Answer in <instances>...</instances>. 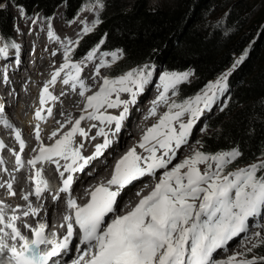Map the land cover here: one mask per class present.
<instances>
[{
  "label": "snow or ice",
  "instance_id": "obj_1",
  "mask_svg": "<svg viewBox=\"0 0 264 264\" xmlns=\"http://www.w3.org/2000/svg\"><path fill=\"white\" fill-rule=\"evenodd\" d=\"M106 5L107 0H92L91 7L86 6L85 10L95 13L106 8ZM4 7L6 5L0 4V8ZM20 12L22 17L27 16L22 6ZM39 19V14L29 18L31 24H36ZM81 23L83 27L77 39H69L65 45L62 66L52 74L49 84L43 87L42 105L48 99H57L49 91V85H54L65 70H68L63 78L65 85L71 83L73 88L78 86L82 90L81 95L88 90V85L80 79L84 64L73 62L71 54L85 36L95 31L102 19L96 16L91 22L84 20ZM47 34L50 39H59L50 20ZM106 38L107 34L85 56L88 62L99 59L95 67L96 75L102 68L111 67L122 59L123 49L101 51ZM9 47L18 49L20 46L11 41L0 47V54L7 56ZM244 59L245 55H242L235 60L230 69L208 83L202 92L180 101L171 99L169 93L177 95L178 86L189 82L193 71H164L160 74L161 91L151 102L149 111L151 116H157L161 105L166 110L159 115L158 122L147 129L138 145L116 162L111 178L89 189L90 199L81 206L71 196L75 177L83 174L117 142L124 122L131 117V109L152 83L155 68L144 64L130 68L117 77H105L98 91L85 96L84 114L75 121L68 120L66 123L71 125L70 128L63 131L54 143L45 146L41 141L38 154L27 161L35 168L34 175L30 176L35 187L34 193L24 195L26 201L31 195L41 197L49 189L42 175L43 169L35 167L38 162L50 161L58 170L62 169L59 171L63 178L59 192L68 194L66 204L69 210L64 217L67 222L66 234L62 238L55 232L48 235L45 225L32 227L25 224L24 227L32 233L30 240L17 227V221L21 219L17 214L18 209L9 217L0 202V253L7 252L13 264H57L54 258L69 249L74 226H77L82 233L81 243L87 247L73 264H264V257L247 256L254 248L264 244L259 232L253 233L259 242L246 248L244 253H235L223 261L214 259V254L225 250L232 240L248 231L253 218H264V159L244 168L226 171L243 155L234 146L214 153L198 149L173 164L180 149L187 146L197 123L216 105L218 96L228 91V78ZM8 80L6 67L4 82ZM122 93H127L129 99H121ZM225 107L226 104L220 110L223 111ZM108 109L121 111L119 115H113ZM3 111L4 106L0 105V113ZM42 111L52 115L51 107L46 110L42 108L35 113L38 119H44ZM185 116L188 117L186 122L183 119ZM86 119L99 121L103 125L96 133V136L103 137V142L95 144L93 153L87 156L82 151L85 141H94L96 136H90L89 131L81 127V122ZM64 127L61 124L52 136L57 137ZM15 136L22 153L25 141L19 130H16ZM77 136L81 137L79 143L75 139ZM36 139L40 140L39 125L36 126ZM4 147L3 141H0V149ZM137 147L143 149L144 153H138ZM20 153L16 154V163L22 168L25 162ZM169 165L172 167L169 168ZM201 165L204 166L203 171ZM158 172L160 178L153 190L142 196L131 211L117 215L118 199L124 190L145 177L155 178ZM12 187L13 184L8 182L7 188L11 190ZM142 191L137 190L135 194L139 196ZM10 194L14 196L15 192L11 191ZM54 198L59 199V194ZM30 214H39L31 203L22 216ZM9 241L12 243L9 244ZM42 246L47 250H42Z\"/></svg>",
  "mask_w": 264,
  "mask_h": 264
},
{
  "label": "trees",
  "instance_id": "obj_2",
  "mask_svg": "<svg viewBox=\"0 0 264 264\" xmlns=\"http://www.w3.org/2000/svg\"><path fill=\"white\" fill-rule=\"evenodd\" d=\"M0 4L6 5L0 8V33L9 43L17 33L20 19L14 10L21 13L20 6L27 21L35 14L52 21L61 9L62 18L72 22L92 0ZM96 16L102 23L81 40L73 60L107 34L101 51L123 49L122 59L109 67L112 76L144 64L192 70L195 79L178 86L176 101L197 94L245 55L229 77L227 107L209 119L210 132L200 138L199 149L214 153L238 147L243 155L226 171L264 159V0H107ZM257 251L264 257V245Z\"/></svg>",
  "mask_w": 264,
  "mask_h": 264
},
{
  "label": "bare ground",
  "instance_id": "obj_3",
  "mask_svg": "<svg viewBox=\"0 0 264 264\" xmlns=\"http://www.w3.org/2000/svg\"><path fill=\"white\" fill-rule=\"evenodd\" d=\"M82 13V12H81ZM78 18V17H77ZM71 24L70 28H66L65 30L61 29V26H55L54 31L58 35L59 39H50L45 32H37L34 29L31 30L28 34L24 32L22 34V42L23 45L18 49V52H15V54L22 52V54L25 53L26 47L31 44V42H36L32 49L34 56L32 58L34 59L31 66L26 65V71H23V62H19L18 64H14L13 61L15 60L12 58L13 56L9 57H2L0 58V104L4 105V113L1 114L0 117V139L3 141V144L6 146H14V144L18 141L16 139L15 133L12 135L10 131L16 132V130H19L21 132V138L25 141V148H24V154H31L32 149L37 147L40 144L41 137L42 139L50 145L55 138H59V135L62 134L63 131H67L68 128H70L71 125H68L66 122L68 120L75 121L80 117V115L84 114V111L82 112V108L86 105L85 96L92 95L96 91L99 90V87L103 83V79L105 78L101 73H107L105 71V68H102L100 70L99 75L95 74V67L99 64L98 59L88 62V61H78L82 62L84 64V70L80 73V79L83 80L86 85H88V90L84 93V95H81V89L77 86L76 88H73L71 83L68 85H65L63 83V78L66 77V73L68 70H65L64 73L61 74V78L57 79V82L54 85H49V91L52 92V94L57 98L56 100L48 99L44 105L41 104V94L43 87L46 84H49V81L51 80L52 74L59 69L63 62H64V56L62 54L65 45L69 39H72L74 37V33L79 31L81 29V25L78 23L80 19H77ZM42 36L46 38L47 40L43 41ZM29 50V51H30ZM31 51V52H32ZM40 52H43V55L40 54ZM31 54V53H30ZM42 57V59H39L38 57ZM22 57V56H21ZM24 57H26L24 55ZM8 58V59H7ZM17 58V57H16ZM73 59V56L71 57ZM30 59H28L29 63ZM7 64V70H8V76L9 80L7 83L4 82V71L5 69L2 67L4 63ZM74 71V70H73ZM32 72L34 74H32ZM157 78V77H156ZM156 82L152 84L150 93H156L161 91V86L159 83L158 78L155 79ZM13 89V91L10 93L9 91ZM194 97V96H193ZM10 98V100L8 99ZM115 98V97H113ZM121 99H129V95L127 93L121 94ZM156 98V96H153L152 99L148 101L146 104V109H144L143 112H141V120L138 123V120L134 123L133 134H129L128 128H125L126 126L132 125V122L134 120L133 114H136L139 105L133 107L131 109V116L132 119L129 120L128 123L123 124V127L125 130L122 129V131L117 136V142L112 146L111 149H108L106 151L107 156H103L106 160L104 163L102 162L100 158L93 162V164L88 167L90 171L94 174L93 176H88L87 174H77L75 177L76 182L73 184L72 193L73 197L80 201V199L84 198L80 196L81 191H85L86 195H89V189L93 188L94 186L98 185L101 182H107L105 180L106 178H109L110 176V170L114 169V165L116 162L132 147H135L138 145V143L141 140V137L143 134L147 131L149 127L156 124L157 116H151L150 115V108L152 107L151 102ZM9 101V102H8ZM146 101V99L144 100ZM16 104V105H15ZM163 106V105H161ZM161 106L158 108V110L161 109ZM51 107L52 108V115L49 116L46 111H42V115L44 116V119H38L35 115L37 110L40 109H47ZM145 108V107H144ZM11 112V114H14L12 116L20 118L19 121L23 122V127H20V125L15 126L12 121H6L4 116L5 112ZM121 109H110V114H116L119 115ZM10 114V115H11ZM3 120H2V119ZM131 118V117H130ZM15 119V118H14ZM48 119V120H47ZM47 120V121H46ZM88 122H91L88 124ZM63 124L65 127L61 129V132L58 133L57 137H53L52 133L56 132L58 128H60V125ZM95 124L96 127L93 128L92 125ZM128 124V125H127ZM32 125V127H31ZM39 125L40 128V140L36 139V126ZM101 123L96 120H84L81 122V127L85 128L86 131H89L90 136H96V133L100 127H102ZM15 127V128H14ZM112 127H114L112 125ZM131 130V129H130ZM136 134V135H135ZM76 142L79 143L81 140V137L77 136ZM103 137L96 136V139L85 141V146L83 148V154L84 155H91L94 151V145L97 143H102ZM17 148V147H16ZM15 148V149H16ZM186 149V150H184ZM0 150H5L0 149ZM137 152L140 154L144 153L143 149H140L137 147ZM194 152V149L192 148V145L189 142L187 146H184L180 149V151L177 153V159L173 161V164L180 162L184 158L192 155ZM159 154V153H158ZM97 162V163H96ZM39 165L44 169L47 168L48 171H55L56 167L54 164H52L50 161L45 162H38ZM107 166L106 170H104V166ZM54 166V167H53ZM172 165H169V168H171ZM92 178V179H91ZM111 178V176H110ZM109 178V179H110ZM160 178V172L157 173L155 178L152 177H145L144 179L137 181L134 183V186L137 187L138 190L142 189L141 195H136L135 193L137 191H133L130 189L129 198L125 205L120 210L119 214H125L128 211H131L132 208L139 202V200L142 198V196L148 195L154 188L155 184L158 182ZM25 179V175L21 177L20 181V187H22V181ZM86 182V183H84ZM1 183V179H0ZM81 183V184H80ZM80 184V190L79 192H75L74 188L78 187ZM91 185V186H90ZM147 185V187H145ZM90 186V187H89ZM75 188V189H76ZM128 188H131L129 186ZM4 192V188H0V193ZM28 193H30V190H28ZM62 196L64 193H62ZM80 194V195H79ZM87 197V196H86ZM49 198V199H47ZM16 204L9 205L7 203H3V206L5 207V211L7 212L8 216L10 213H12L14 210L19 211V213L22 215V212L27 210V205L31 203L32 207L35 206V203L37 202L34 197L29 198L28 201L24 199H15ZM46 199V201H45ZM67 201V200H66ZM64 203V202H63ZM40 206H45L46 209L49 208L50 205V196L48 194H45L43 197L39 199ZM121 202H119L118 199V205L120 206ZM59 213L57 217L51 216L52 214L44 213L42 210H40V213L44 217V219H50L51 221H57L60 222L63 220V218L66 216L65 214L66 210V202L64 204H57ZM54 212V211H53ZM261 216L258 218H253V226L248 227V231L245 233H242L240 236L232 240L227 248L225 250L219 251L217 254V260L223 261L226 260L231 255V250L235 249H243L246 245L250 244L251 237H253V233H257L258 229L264 230V222L260 219ZM28 222L32 221V218H29V216L24 217ZM251 220V221H252ZM260 230V231H261ZM237 252V251H236ZM235 252V253H236ZM219 254L223 255L222 259H219ZM219 256V257H218Z\"/></svg>",
  "mask_w": 264,
  "mask_h": 264
},
{
  "label": "rangeland",
  "instance_id": "obj_4",
  "mask_svg": "<svg viewBox=\"0 0 264 264\" xmlns=\"http://www.w3.org/2000/svg\"><path fill=\"white\" fill-rule=\"evenodd\" d=\"M87 7H91V6H87ZM82 12V13H81ZM81 12H79V14L76 16V18L77 19H80L79 20V24L81 25V29H82V27H83V25H82V21H84V20H87L88 22H91L93 19H94V17L96 16V13L97 12H92V11H86L85 10V7L81 10ZM14 14H15V16H17V17H19V19H20V21L16 24V35H15V39H14V41L17 43V44H19V46L21 47L22 45H23V42H22V38H21V36H22V34H24V32L26 33V34H28L31 30H35V31H37V32H45L46 34L48 33V27H49V22H46V21H44L43 19H39V21L36 23V24H31L30 23V21H27L26 19H24V18H22V16H21V13H19V11H17V10H14ZM62 11H61V9L59 10V14H57V16H56V18H54L52 21H51V27H52V29L54 30V27L57 25H59V26H61V29H63V30H65L66 28H70V26H71V24H73V22L76 20H73L72 22H66V20H64V18H62ZM81 29L79 30V31H77V32H75L74 33V37L72 38V40H76L77 39V37H78V35L81 33ZM47 36H48V34H47ZM47 36H46V38L44 37V36H42V39H43V41H45V40H47ZM5 44H9V43H7L6 42V40L4 39V37L2 36V35H0V47H4V45ZM34 44H36V42H31V44H29V46H27L25 49H26V51H25V53L24 54H22V52H19V53H17V54H15L14 55V53L15 52H18L19 50V48L18 49H13V48H11V47H9L8 48V55L7 56H5V55H3V54H0L2 57H9L10 55L11 56H13L12 58H14L15 60L13 61V63L15 64H18L19 62H17V61H21V63H22V61L24 62L23 63V71L25 70L26 71V65L28 64V66H31V64H32V60H31V58H32V56H34V54H33V51H32V49L30 50V48L31 47H33L34 46ZM30 50V51H29ZM32 51V52H31ZM31 53V54H30ZM40 54L41 55H43V52H40ZM62 54H63V56H64V50H63V52H62ZM24 55L26 56V57H24ZM22 56V57H21ZM86 56V55H85ZM85 56H83V57H81V58H79V59H77V60H73L72 59V61L73 62H78L79 60L80 61H86L85 60ZM2 57H0L1 59H2ZM17 57V58H16ZM71 57H72V54H71ZM39 59H42L43 58V56L42 57H38ZM240 58V57H239ZM239 58H237V59H239ZM8 59V58H7ZM28 59H30V61H29V63H28ZM109 60L111 59L110 57L108 58ZM236 59V60H237ZM98 61H99V59H98ZM100 62V61H99ZM27 63V64H26ZM7 64L8 65H10V62L8 63H4L3 64V68L5 69L6 68V66H7ZM154 68H155V73H154V75H153V78H152V83L151 84H149L148 86H147V88H146V91L144 92V94L143 95H141L140 97H139V102H138V104L137 105H139L138 106V108H140L139 110H137V112H136V114H133V116H134V120L132 121V122H130V123H132V125H130L129 124V126H126V124L125 123H128L129 122V120H131L132 119V117L133 116H131V118H129V119H127L125 122H124V124H125V128L127 127L128 128V131L127 132H129V134H133V136H134V133H133V128H135L133 125H134V123H135V119H136V122H137V120H138V123H139V121L141 120V118H142V116H141V112H143L144 111V109H146V104L148 103V101L150 100V99H152L153 98V96H156L157 97V95H158V93L159 92H156V93H150V91H151V87H152V84H154L155 82H156V80L155 79H157L158 78V76L160 75V74H162L163 72H164V70H163V67H159V66H154ZM109 70H110V68L109 67H105V71L107 72V73H104V72H102L101 74L104 76V77H117V76H111V74L109 73ZM32 74H34L33 72H32ZM157 77V78H156ZM195 79V77L192 75L191 77H190V80H189V82H191V81H193ZM217 79V78H216ZM216 79H213V80H210V81H208V83H210V82H213V81H215ZM207 83V84H208ZM228 83H229V78H228ZM206 84V85H207ZM206 85L198 92V93H200V92H202L205 88H206ZM13 91V89H11L9 92L11 93ZM228 92H229V90L224 94V95H220V96H218V98H217V102H216V105H214L213 107H212V109L210 110V111H208V112H206L205 113V115L201 118V120L199 121V123H197V125L195 126V128L193 129V131H192V136L190 137V143H191V145H192V148L194 149V151L195 150H198L199 149V144H197V141H200V138L204 135V134H207L208 132H210V129L208 128V126H207V124H208V121H209V119L212 117V116H215V115H218L220 112H222L220 109H221V107L223 106V105H225V104H227V101H228ZM197 93V94H198ZM169 95L171 96V99H173V95L171 94V93H169ZM196 95V94H195ZM195 95H193V96H195ZM193 96H191V97H193ZM190 98V97H189ZM8 99V98H7ZM146 99V101H144ZM155 99V98H154ZM8 100H10V98L8 99ZM9 102V101H8ZM16 105V104H15ZM136 105V106H137ZM145 107V108H144ZM85 108V107H84ZM84 108H82V112H83V110H84ZM166 109H165V107H164V105L163 106H161V109L160 110H158V117H157V121H158V119H159V115L160 114H163V112L165 111ZM108 112L110 111V109H108L107 110ZM4 113V112H3ZM11 112H7V109H6V112H5V116H4V118H5V120L6 119H9V120H7V121H12V119H13V123L15 124V126H17V125H20L21 127H23V122H21V121H19V117H18V115H16V117H14V116H12V115H14V114H11ZM114 115H116V114H114ZM15 118V119H14ZM184 121L186 122L187 121V119H188V117L187 116H185L184 118ZM48 120V119H47ZM46 120V121H47ZM91 122H88V124H90ZM128 125V124H127ZM114 126V125H113ZM206 126V127H205ZM31 127H32V125H31ZM125 128L123 127V130H125ZM131 129V130H130ZM201 129H205V130H201ZM10 133H11V131H10ZM136 135V134H135ZM112 147H110L109 149H111ZM184 150H186V149H184ZM105 154H106V152H105ZM104 154V156H107V155H105ZM103 158V157H102ZM102 160V162L104 163V161L106 160L105 158H103V159H101ZM97 163V162H96ZM115 166V165H114ZM113 166V167H114ZM246 166H248V165H243V166H240V167H237V168H235V169H231V170H229V171H233V170H236V169H239V168H244V167H246ZM201 167V171H203L204 170V166L203 165H201L200 166ZM106 168H107V166L105 165L104 166V170H106ZM112 172H113V170H110V176L112 175ZM84 175L85 174H87L88 176H93L94 177V174L92 173V171H90V169H86L85 170V172L83 173ZM110 176H109V178H110ZM109 178H106L105 180H107V179H109ZM92 179V178H91ZM84 183H86V182H84ZM81 184V183H80ZM80 184H79V186L75 189L74 188V191L75 192H79V190H80ZM91 186V185H90ZM89 186V187H90ZM130 189L131 190H135V191H137L138 189H137V187L136 186H134V184L133 185H131V188H126L125 190H124V192L122 193V195H121V197L119 198V202H122V199H123V197L125 196V195H127V194H131L130 193ZM81 194V195H80ZM79 195L80 196H82V197H84V198H86V194H85V191H81V193H80ZM47 199H49V198H47ZM128 200V199H127ZM45 201H46V199H45ZM61 203L62 204H64L62 201H61ZM60 203V204H61ZM56 210H58V207H57V209H55V208H53V210H49V212L51 211V213H55V211ZM54 211V212H53ZM67 213V212H66ZM49 214V213H48ZM66 215V214H65ZM259 216H257V217H255V218H258ZM261 220H263V222H264V218H260ZM250 224H251V227L253 226V220L252 221H250L249 222V226H250ZM261 229H258L257 231L259 232V233H261V237H260V239L261 240H264V230H261ZM259 241L257 240V238L255 237V236H253V237H251V240H250V244L249 245H246L242 250L241 249H235V250H231V255H234L235 254V252L236 253H244L245 251H246V248H249V247H252V245L253 244H256V243H258ZM262 245H264V244H262ZM261 245V246H262ZM260 246V247H261ZM259 248V247H258ZM258 248H254L253 249V251L251 252V253H247V256L249 257V255H252V256H257V257H260L259 256V253H258ZM221 254H219V256H220ZM218 256V257H219ZM223 255H221L220 257H219V259H222L223 257H222ZM214 259H217V254H214Z\"/></svg>",
  "mask_w": 264,
  "mask_h": 264
}]
</instances>
